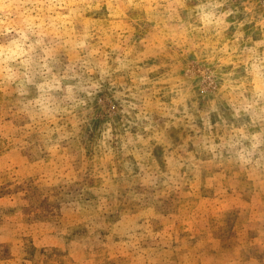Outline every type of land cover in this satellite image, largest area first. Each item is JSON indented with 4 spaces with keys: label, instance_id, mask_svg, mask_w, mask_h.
<instances>
[{
    "label": "rangeland",
    "instance_id": "obj_1",
    "mask_svg": "<svg viewBox=\"0 0 264 264\" xmlns=\"http://www.w3.org/2000/svg\"><path fill=\"white\" fill-rule=\"evenodd\" d=\"M0 264H264V0H0Z\"/></svg>",
    "mask_w": 264,
    "mask_h": 264
}]
</instances>
